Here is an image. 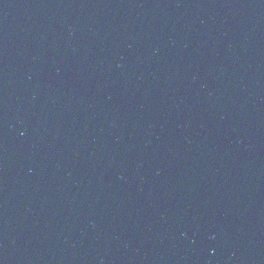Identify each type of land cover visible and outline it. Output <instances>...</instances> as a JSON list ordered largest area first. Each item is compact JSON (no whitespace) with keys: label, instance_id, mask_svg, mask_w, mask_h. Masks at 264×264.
<instances>
[{"label":"water","instance_id":"95a60500","mask_svg":"<svg viewBox=\"0 0 264 264\" xmlns=\"http://www.w3.org/2000/svg\"><path fill=\"white\" fill-rule=\"evenodd\" d=\"M0 264H264V0H0Z\"/></svg>","mask_w":264,"mask_h":264}]
</instances>
